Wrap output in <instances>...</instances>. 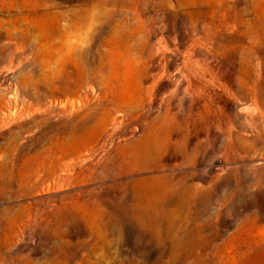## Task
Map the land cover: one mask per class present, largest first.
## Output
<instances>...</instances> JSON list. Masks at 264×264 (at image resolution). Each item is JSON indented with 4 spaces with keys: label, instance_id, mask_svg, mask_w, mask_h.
Wrapping results in <instances>:
<instances>
[{
    "label": "rangeland",
    "instance_id": "374dc122",
    "mask_svg": "<svg viewBox=\"0 0 264 264\" xmlns=\"http://www.w3.org/2000/svg\"><path fill=\"white\" fill-rule=\"evenodd\" d=\"M0 121V264H264V0H0Z\"/></svg>",
    "mask_w": 264,
    "mask_h": 264
},
{
    "label": "bare ground",
    "instance_id": "6f19581e",
    "mask_svg": "<svg viewBox=\"0 0 264 264\" xmlns=\"http://www.w3.org/2000/svg\"><path fill=\"white\" fill-rule=\"evenodd\" d=\"M111 115H112V111H111V113H109V115L106 117V119H105L101 124L98 125V127H97L98 132H101V131L104 129V127H105V125L108 123V121H109ZM121 115H122V114L119 113L118 116L115 117V118L113 119V121H117V119H118ZM1 123H2V121H0V124H1ZM88 123H89V122H88ZM88 123H87V124H88ZM49 153H50V149H48V148H46V149L41 153V155H40V160H38V163H37V164H36V165L30 170L29 176H30V175L32 176V175L36 174V173L39 171V169H40V167L42 166V164L45 163L46 160H49V157H50ZM62 166H63V163H62L61 161H59V162L56 163V166H55L54 169L57 170L58 168H60V167H62Z\"/></svg>",
    "mask_w": 264,
    "mask_h": 264
}]
</instances>
